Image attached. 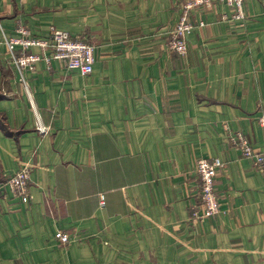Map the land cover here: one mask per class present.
Returning a JSON list of instances; mask_svg holds the SVG:
<instances>
[{
	"label": "crops",
	"instance_id": "crops-1",
	"mask_svg": "<svg viewBox=\"0 0 264 264\" xmlns=\"http://www.w3.org/2000/svg\"><path fill=\"white\" fill-rule=\"evenodd\" d=\"M183 2L0 0V186L26 168L31 197L0 190V264H264V174L229 141L264 151V0L194 8L180 55ZM17 24L93 45L91 75L20 73ZM200 158L224 163L220 212L194 222Z\"/></svg>",
	"mask_w": 264,
	"mask_h": 264
},
{
	"label": "built area",
	"instance_id": "built-area-1",
	"mask_svg": "<svg viewBox=\"0 0 264 264\" xmlns=\"http://www.w3.org/2000/svg\"><path fill=\"white\" fill-rule=\"evenodd\" d=\"M182 14L177 25L170 31V38L167 42V49L180 55L187 52L185 37L189 35L195 26L189 22L190 12L197 7H209L214 0H183ZM219 4L225 5L235 11V18H242V4L244 0H215ZM200 23L198 27H202ZM0 30L1 13H0ZM15 37L6 38L4 43L10 54L9 63L20 73L25 70H34L35 66L44 61L50 64L51 61H60L65 64L69 71L79 72L82 76H89L93 71L94 65V46L85 41L73 40L67 32L57 30L53 27L49 29L47 38L39 39L31 36L27 28L17 24ZM39 48L49 52L38 55L29 50ZM19 49V50H17ZM258 124L264 128V115L258 118ZM36 131L40 135L49 132L48 128L42 126L37 121ZM229 141L237 148L244 158L250 160L253 166L264 174V151L260 152L253 149L245 140L240 132L229 135ZM194 171L198 178L197 198L199 204L194 208L192 218L194 222H202L204 219L212 218L220 212V205L215 192V179L219 172L224 168V163L219 159L207 160L200 158L195 162ZM29 171L20 168L4 180L0 190L4 187L9 190L11 195L19 199L23 204L30 200L28 192ZM58 237L67 242V236L58 234Z\"/></svg>",
	"mask_w": 264,
	"mask_h": 264
}]
</instances>
